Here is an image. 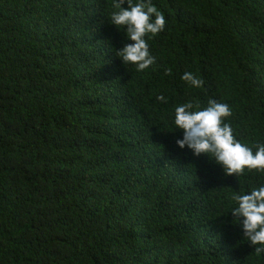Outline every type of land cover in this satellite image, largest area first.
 Returning <instances> with one entry per match:
<instances>
[{
	"label": "trees",
	"instance_id": "trees-1",
	"mask_svg": "<svg viewBox=\"0 0 264 264\" xmlns=\"http://www.w3.org/2000/svg\"><path fill=\"white\" fill-rule=\"evenodd\" d=\"M116 2L0 0V264H264L230 212L264 171L225 174L173 123L215 99L264 144V0H150L142 71L115 55Z\"/></svg>",
	"mask_w": 264,
	"mask_h": 264
},
{
	"label": "clouds",
	"instance_id": "clouds-1",
	"mask_svg": "<svg viewBox=\"0 0 264 264\" xmlns=\"http://www.w3.org/2000/svg\"><path fill=\"white\" fill-rule=\"evenodd\" d=\"M117 0L116 9L110 13L111 24L124 28L126 40L122 47L115 49V55L125 64L134 65L142 71L152 65L155 57L150 53L146 35H156L165 27V17L150 0ZM166 74L168 72L166 71ZM181 79L193 88H199L202 81L191 71L182 74ZM157 101L166 102L163 95ZM231 115L230 107L210 99L206 107L187 101L175 107L173 123L182 130V137L176 145L187 147L194 156L205 154L221 166L225 174L238 175L245 168L264 171V144L255 145V151L234 135L232 126L225 118ZM235 206L230 211L238 222L243 235L251 245L264 246V184L251 187L248 191L233 193ZM257 253L264 247H257Z\"/></svg>",
	"mask_w": 264,
	"mask_h": 264
}]
</instances>
